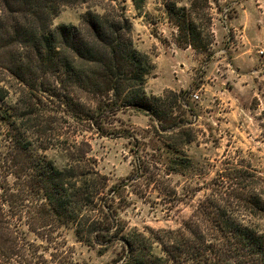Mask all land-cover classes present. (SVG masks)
<instances>
[{
  "label": "trees",
  "instance_id": "obj_1",
  "mask_svg": "<svg viewBox=\"0 0 264 264\" xmlns=\"http://www.w3.org/2000/svg\"><path fill=\"white\" fill-rule=\"evenodd\" d=\"M84 1L0 0V264H11L20 247V208L28 231L47 240H58L64 227L102 253L116 248L109 264H264L261 176L243 168L220 174L219 190L177 228L131 227L122 216L131 183L110 186L89 142L67 136L80 125L99 136L129 137L114 123L131 110L150 117L174 155L196 139L183 119L195 113L189 91L148 92L156 63L136 46L123 10H91L78 25L53 26L63 6ZM181 1L167 4L180 29L176 43L208 48L211 18L198 24L199 0ZM53 147L66 151L65 166L46 154ZM184 163L169 166L177 171Z\"/></svg>",
  "mask_w": 264,
  "mask_h": 264
},
{
  "label": "rangeland",
  "instance_id": "obj_2",
  "mask_svg": "<svg viewBox=\"0 0 264 264\" xmlns=\"http://www.w3.org/2000/svg\"><path fill=\"white\" fill-rule=\"evenodd\" d=\"M167 4L168 0H86L63 6L53 20V26L78 25L87 11L104 13L113 6L117 12L123 10L132 22L136 46L156 63L148 92H190L195 113L183 119L190 122L187 132L196 139L181 155L158 139L167 135H159L145 112L116 116L114 125L129 137L99 136L81 131L80 125L68 129L72 141L89 142V156L110 186L131 183L122 216L129 226L141 229L179 227L193 215L199 200L219 190L220 174L243 168L264 179V0H199L196 22L204 26L211 18L212 44L205 49L176 43L180 29ZM46 154L60 167L68 163L60 147ZM173 160L186 165L177 164V171H172ZM20 209L15 217L20 247L10 253L11 264H109L116 257V248L102 253L64 227L58 240L29 232L28 216ZM257 222L264 229V220Z\"/></svg>",
  "mask_w": 264,
  "mask_h": 264
},
{
  "label": "built area",
  "instance_id": "obj_3",
  "mask_svg": "<svg viewBox=\"0 0 264 264\" xmlns=\"http://www.w3.org/2000/svg\"><path fill=\"white\" fill-rule=\"evenodd\" d=\"M194 97H197V95H196V94H194Z\"/></svg>",
  "mask_w": 264,
  "mask_h": 264
}]
</instances>
